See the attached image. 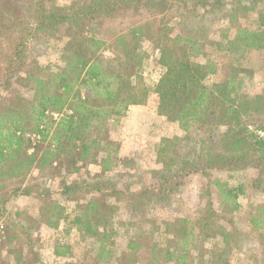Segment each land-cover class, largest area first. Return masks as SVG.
<instances>
[{
    "label": "trees",
    "instance_id": "obj_1",
    "mask_svg": "<svg viewBox=\"0 0 264 264\" xmlns=\"http://www.w3.org/2000/svg\"><path fill=\"white\" fill-rule=\"evenodd\" d=\"M170 3L73 0L61 5L54 0H0V220L8 241H23L22 247L11 251L15 264H48L34 247L38 218L23 215L22 210H15L14 216L9 213L8 200L18 195L40 201L38 215L48 227L69 223L83 239L97 244L92 262L65 264H200L204 260L231 264L242 231L219 214L211 187L201 193L209 198L194 219L164 220L161 228L150 219L149 210L166 204L192 174H202L219 188L220 207L235 210L244 185L229 187L214 174L255 169L251 184L264 198V136L250 128L264 130V83L254 95L245 91L250 69L242 63L246 51L257 50L264 64V0H194L192 7L184 5L194 16L200 6L205 13H222L238 23L233 36L224 34L219 43L224 48L218 51L228 57L223 75L208 83L205 78L218 72L217 63L211 58L209 64L197 61L204 44L191 33L174 32L163 20ZM142 7L155 9L154 16L162 19L153 16L134 23L112 39L90 27ZM248 17L250 22H240ZM63 28L69 37L63 65L53 69L40 64L31 44L56 36ZM144 40L153 43L157 63L163 67L152 90L158 96L157 112L178 123L185 134L160 139L156 154L162 167L152 170L156 182L133 189L104 174L120 161L119 146L111 148L116 143L110 139L101 145L91 136V128L125 116L132 105L147 103L151 88L144 81L149 57ZM93 148L105 152L102 172L69 180V175L81 172V162L94 161ZM64 166L67 174L60 180V194L75 203L73 216L52 197L54 190L32 175L34 169L41 173L56 169L61 174ZM37 185L39 191L34 189ZM122 206L132 220L120 217ZM135 216L146 222L139 227ZM250 221L257 228L264 261V204ZM123 227L127 243L118 251L116 237ZM158 231L163 232V240L156 239ZM208 238L216 240L210 247L204 244ZM54 254L70 256L71 245L57 243Z\"/></svg>",
    "mask_w": 264,
    "mask_h": 264
},
{
    "label": "rangeland",
    "instance_id": "obj_2",
    "mask_svg": "<svg viewBox=\"0 0 264 264\" xmlns=\"http://www.w3.org/2000/svg\"><path fill=\"white\" fill-rule=\"evenodd\" d=\"M19 2L25 0H16ZM61 5L70 4L73 0H54ZM169 8L163 13L164 16L155 15V9H149L148 7H142L138 10H133L125 16H121L116 19H102L90 27L101 37L112 39L117 34L127 31L134 23L144 21L151 17L161 16L165 22L175 28L174 32H179L183 35L191 33L200 42H202L203 50L195 56V59L202 64H209L210 58L217 63L218 72L206 77L205 81L208 83L211 79L217 80L222 77L223 64L228 60V57L223 54L222 51H218V48L222 49L224 46H220L222 36L228 34L233 36L235 27L238 23H231L227 16L222 13L214 15L205 13L204 7H197V15L187 13L184 10V5L188 4L192 7L194 0H170ZM161 18V19H162ZM240 19L242 23H248L252 19ZM160 23H157L159 26ZM68 29L63 28L62 31L53 37H48L31 44V53L37 57V60L42 65H50L51 68L57 69L63 65L62 59L63 48L69 37L66 35ZM143 49L148 53L149 57L145 61L144 65V81L150 86L151 92L148 101L145 105L149 104V110H139L135 112L134 117H117L109 120L108 123H101L98 126L91 128V136L97 137L101 140V145H106V141H113L114 145H110L111 148L119 146L118 155L121 154L120 161L113 165V170L104 173L107 177L118 178L119 183L122 185L128 184L129 187L136 189L146 183L156 182L153 176L152 170L155 168H161V164L157 162L156 145L163 136L184 135L185 131L176 122H170L165 119L164 116L154 121V124L144 121L145 118L150 116H156L158 111V96L154 93L153 86L162 73L163 67L157 63V51L153 47V43L144 40L142 41ZM109 54V51H106ZM242 63L250 69L248 80L245 84V91L254 95L262 88L264 83V64L262 63V54L257 50H249L244 53ZM0 93H3L0 89ZM144 105V104H143ZM135 118V120L133 119ZM135 121V122H134ZM149 121V120H148ZM250 127H253L250 125ZM126 134V135H125ZM110 139V140H109ZM159 141L156 143V140ZM125 140V141H124ZM183 151V150H182ZM92 153L96 154V158L93 162L83 161L80 163L81 172L78 174H72L68 176V179H75L80 177L90 178L91 175L102 172V161L105 155L104 150L93 148ZM120 157V156H119ZM67 167L64 166L61 170V174L58 170L54 169L52 172L50 169L43 173L38 170H33V176L37 177L41 184H47L54 190L52 197L60 201L69 213L73 216L75 203L68 201L60 194V180L67 174ZM51 173H54L53 176ZM255 169H246L239 172L228 174L226 172H219L214 174L219 180L227 181L229 187H237L238 185H244V191L237 199L239 207L235 210L231 209V206H227V209L220 207V192L219 188L214 183H209V179L202 174H192L186 178L185 183L181 186L180 191L174 193L166 204L157 205L151 208L149 211V217L161 228L163 227L164 220H172L176 217H189L194 219L198 217L201 211L204 209L206 199L209 197L201 193L205 192L207 186L211 187L212 198L214 206L218 209L220 215L231 219L232 224L237 226L242 231L241 234V246L235 248L231 254V264H264L261 258L259 245L257 242V228L251 223L252 215H259V211L264 204L263 195L251 184V179L256 175ZM46 182V183H45ZM39 185L34 186V189ZM9 213L14 216L15 210H22L23 215L30 214L38 218V227L34 229V235L36 242L34 247L40 251L41 259L48 264H65V263H90L95 256V249L97 244L90 238L83 239L80 232L69 225V223L61 224L59 228L48 227L41 217L38 215V209L41 205L38 199H35L28 195L12 196L8 200ZM123 205V204H122ZM229 208V209H228ZM125 206L120 209V217L125 220H132ZM134 213L138 214L134 211ZM133 220H139V227L146 222L145 218H139L135 216ZM4 220H0V225L3 227ZM137 224V222L135 223ZM149 223L145 227H149ZM71 227V228H70ZM138 227V226H137ZM136 227V228H137ZM70 228V230H69ZM120 235L116 237V250L121 251L125 249L127 243V234L124 232V227L120 228ZM156 239L163 240V232H157ZM215 239L208 238L204 241V244L210 247V243L214 244ZM23 241L11 242L7 240L6 231L0 234V263L1 264H15L13 259L12 250L19 249L23 246ZM59 242H66L71 245L72 254L70 256L61 257L54 256V248ZM57 257V258H56ZM115 263V262H112ZM101 264H106L101 262ZM206 261L204 260V263Z\"/></svg>",
    "mask_w": 264,
    "mask_h": 264
},
{
    "label": "crops",
    "instance_id": "obj_3",
    "mask_svg": "<svg viewBox=\"0 0 264 264\" xmlns=\"http://www.w3.org/2000/svg\"><path fill=\"white\" fill-rule=\"evenodd\" d=\"M139 110H143V112H144V111H148V110H149V104H148V105H145V104H144V105H132V106H130V108H129L127 114H126V116L128 115L127 117H131V118H132V117L135 116V112H136V111L138 112ZM156 117H157V118L160 117V116L158 115V112H156V116H153V117L150 116L149 118H145L144 121H146V122H148V123L151 121V122L154 124V121H156V119H157ZM133 119L135 120V118H133ZM148 120H149V121H148ZM135 121H136V120H135ZM135 121H134V122H135ZM125 135H126V134H125ZM124 141H125V140H124ZM158 141H159V139L156 140V143H157ZM119 156L121 157V154H120ZM54 256H56V255L54 254ZM56 258H57V257H56Z\"/></svg>",
    "mask_w": 264,
    "mask_h": 264
},
{
    "label": "built area",
    "instance_id": "obj_4",
    "mask_svg": "<svg viewBox=\"0 0 264 264\" xmlns=\"http://www.w3.org/2000/svg\"><path fill=\"white\" fill-rule=\"evenodd\" d=\"M55 115V117H58V114L57 113H55L54 114ZM253 131H255L258 135H260V136H264V130H262V129H260V128H256V127H250ZM3 232V229H2V227H1V225H0V234Z\"/></svg>",
    "mask_w": 264,
    "mask_h": 264
}]
</instances>
